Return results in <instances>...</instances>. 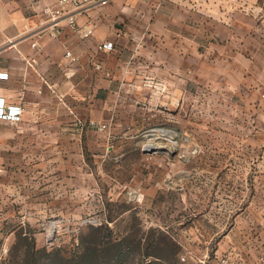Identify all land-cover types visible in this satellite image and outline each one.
I'll return each mask as SVG.
<instances>
[{"label":"rangeland","instance_id":"obj_1","mask_svg":"<svg viewBox=\"0 0 264 264\" xmlns=\"http://www.w3.org/2000/svg\"><path fill=\"white\" fill-rule=\"evenodd\" d=\"M193 70L170 93L141 74L102 118L59 96L0 121V264H74L95 242L82 264H264V92Z\"/></svg>","mask_w":264,"mask_h":264},{"label":"crops","instance_id":"obj_2","mask_svg":"<svg viewBox=\"0 0 264 264\" xmlns=\"http://www.w3.org/2000/svg\"><path fill=\"white\" fill-rule=\"evenodd\" d=\"M60 1L0 0V71L10 76L0 81V105L21 106L23 119L51 115L47 102L59 96L82 102L87 113L99 107V117L108 116L109 108L124 102L119 96L142 89L145 72L165 93L172 90L173 75L184 76L190 67L197 80L208 71L213 83L234 92H264V0L90 4L75 13L80 25L95 24L89 40L68 19L53 21L45 13ZM253 10H262V17ZM107 43H113L111 50L100 49ZM147 97L141 102H155Z\"/></svg>","mask_w":264,"mask_h":264},{"label":"built area","instance_id":"obj_3","mask_svg":"<svg viewBox=\"0 0 264 264\" xmlns=\"http://www.w3.org/2000/svg\"><path fill=\"white\" fill-rule=\"evenodd\" d=\"M112 0H61L59 4L52 9H48L45 13L53 21H57L61 18H66L74 32L79 34L83 40H89L95 35V24L88 22L84 25H80L77 21L75 13L84 7L95 4L99 6H106ZM235 1V0H233ZM252 13L256 17H262L263 11L253 10ZM113 43L103 44L100 49L111 50ZM67 57L71 58L73 62L76 59L72 57L70 52L67 53ZM9 73L0 71V81H8ZM24 109L17 105H0V121L17 124L23 121ZM185 260V258H183Z\"/></svg>","mask_w":264,"mask_h":264},{"label":"trees","instance_id":"obj_4","mask_svg":"<svg viewBox=\"0 0 264 264\" xmlns=\"http://www.w3.org/2000/svg\"><path fill=\"white\" fill-rule=\"evenodd\" d=\"M102 229H103L102 226L97 227V228L92 227V230L95 233H100ZM104 243L105 242H102V243L95 242L93 243V245L95 246V249L92 250L93 253H90V248H86L82 251L81 254L72 257V259H68V261L71 263L74 262V264H82L93 258L96 262L100 263L103 260V257L105 256V251L102 248ZM153 264H158V261L154 262Z\"/></svg>","mask_w":264,"mask_h":264}]
</instances>
